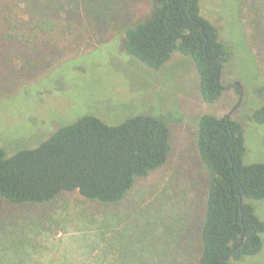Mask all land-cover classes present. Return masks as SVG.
<instances>
[{
  "label": "rangeland",
  "instance_id": "obj_1",
  "mask_svg": "<svg viewBox=\"0 0 264 264\" xmlns=\"http://www.w3.org/2000/svg\"><path fill=\"white\" fill-rule=\"evenodd\" d=\"M35 5L84 27L89 50L0 102V147L9 154L34 148L87 113L118 123L148 112L170 127L172 149L166 165L138 179L115 207L75 195L61 197L54 206L1 204L0 248L13 252L30 246L29 253L32 246L43 248L31 259L45 264H195L208 188L196 146L198 123L206 112L228 114L240 99L238 92L226 90L217 102L207 103L191 57L174 53L155 69L126 51L122 32L150 13L151 0H39ZM253 8L264 32V0H201V14L220 28L222 41L233 50L221 83L243 85L242 105L231 118L243 124L247 163L264 161V124L253 117L264 105L262 81L243 25L251 35ZM260 61L264 68V53ZM258 209L264 219V202ZM87 217L98 219L101 227H86ZM248 260L239 264H264V252Z\"/></svg>",
  "mask_w": 264,
  "mask_h": 264
},
{
  "label": "trees",
  "instance_id": "obj_2",
  "mask_svg": "<svg viewBox=\"0 0 264 264\" xmlns=\"http://www.w3.org/2000/svg\"><path fill=\"white\" fill-rule=\"evenodd\" d=\"M37 1L0 0V102L89 50L84 27L38 10ZM151 3V11L143 20L123 30L124 48L155 69L171 60L174 53L191 57L200 74L203 100L217 102L226 90L217 80L220 60L216 57L224 60L222 70L233 58L232 47L222 41L220 28L201 14V0ZM259 15L256 12L249 21L251 35L246 32L247 24L243 25L264 94L260 61L264 32L258 25ZM253 117L264 124V105L254 111ZM198 124L196 146L208 171V188L202 199L195 264H220L239 244L243 233L242 246L223 264L249 262L248 258L264 252V219L258 209L264 202V161H245L247 146L241 122L206 112ZM171 134L166 122L148 112L118 123L87 113L34 148L9 154L8 149L0 147V206L6 202L54 206L66 195L95 205H121L138 179L166 165L172 149ZM84 221L86 227H101L94 217ZM32 248L30 253V246L17 248L19 252L0 248V264H45L44 260L31 259L40 247Z\"/></svg>",
  "mask_w": 264,
  "mask_h": 264
},
{
  "label": "water",
  "instance_id": "obj_3",
  "mask_svg": "<svg viewBox=\"0 0 264 264\" xmlns=\"http://www.w3.org/2000/svg\"><path fill=\"white\" fill-rule=\"evenodd\" d=\"M217 59H219L220 60V65H219V72H218V77H217V80H218V83L220 84V81H221V77H222V66H223V64H224V60L223 59H221L220 57H216ZM221 85V84H220ZM236 86H238L239 88H240V91H241V97H240V99H239V101H238V103L229 111V113L228 114H226L224 117L225 118H227V119H230L231 118V116L233 115V113L240 107V105H241V103H242V98H243V85L241 84V82H239V81H237V82H235V83H233V84H231V85H228V86H223V85H221V87L224 89V90H230L231 88H233V87H236ZM242 201H243V199H242V196H241V203H242ZM244 233L242 234V236H241V239H240V242H239V244L237 245V246H235L234 248H233V250L226 256V257H224L222 260H221V262H220V264H223L225 261H228V260H230L232 257H233V255H234V252L235 251H237L238 250V248H240L241 246H242V244H243V241H244Z\"/></svg>",
  "mask_w": 264,
  "mask_h": 264
},
{
  "label": "flooded vegetation",
  "instance_id": "obj_4",
  "mask_svg": "<svg viewBox=\"0 0 264 264\" xmlns=\"http://www.w3.org/2000/svg\"><path fill=\"white\" fill-rule=\"evenodd\" d=\"M223 65H224V64H223ZM222 67H223V66H222ZM222 78H223V72H222L221 81H222ZM235 82H237V81H234V82L230 83L229 85H231V84H233V83H235ZM237 87H238V86L233 87V88H231L230 90H234V89H235V90L237 91ZM238 89H239L238 97L240 98V97H241V91H240V88H238ZM230 90H229V91H230ZM242 99H243V98H242ZM241 105H242V103H241ZM241 105H240V106H241ZM233 114H234V113H233Z\"/></svg>",
  "mask_w": 264,
  "mask_h": 264
}]
</instances>
